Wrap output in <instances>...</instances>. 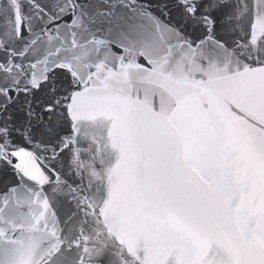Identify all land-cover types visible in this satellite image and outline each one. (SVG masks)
I'll return each mask as SVG.
<instances>
[{"label": "snow or ice", "instance_id": "1", "mask_svg": "<svg viewBox=\"0 0 264 264\" xmlns=\"http://www.w3.org/2000/svg\"><path fill=\"white\" fill-rule=\"evenodd\" d=\"M155 8L0 0V264H264V0Z\"/></svg>", "mask_w": 264, "mask_h": 264}, {"label": "water", "instance_id": "2", "mask_svg": "<svg viewBox=\"0 0 264 264\" xmlns=\"http://www.w3.org/2000/svg\"><path fill=\"white\" fill-rule=\"evenodd\" d=\"M149 2L153 5V9L156 10L155 6L160 3V0H149ZM156 14L159 15V11H156ZM173 16H175V13H173ZM161 19L167 20L165 17H161ZM143 62V61H141ZM21 146L29 147L26 144H21ZM31 150V149H30ZM18 162L16 159H13V163ZM41 163V167H44L45 164H48L49 161L44 160ZM15 173L13 172V169L10 166H5L3 164H0V190H3L6 185L10 186L14 180H16Z\"/></svg>", "mask_w": 264, "mask_h": 264}]
</instances>
